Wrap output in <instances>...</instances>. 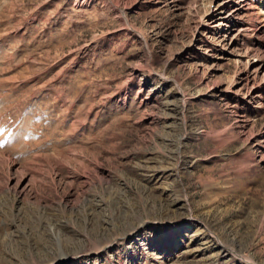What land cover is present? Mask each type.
Returning <instances> with one entry per match:
<instances>
[{
  "label": "rangeland",
  "instance_id": "obj_1",
  "mask_svg": "<svg viewBox=\"0 0 264 264\" xmlns=\"http://www.w3.org/2000/svg\"><path fill=\"white\" fill-rule=\"evenodd\" d=\"M247 2L0 0V264H264Z\"/></svg>",
  "mask_w": 264,
  "mask_h": 264
},
{
  "label": "bare ground",
  "instance_id": "obj_2",
  "mask_svg": "<svg viewBox=\"0 0 264 264\" xmlns=\"http://www.w3.org/2000/svg\"><path fill=\"white\" fill-rule=\"evenodd\" d=\"M247 1L252 2V0H247ZM247 1L244 2V1L241 0V2L243 3V5H242V9L246 6V4L249 5V3H248ZM242 9H241V10H242ZM244 9H245V8H244ZM246 9H247V8H246ZM247 80H248V78H247ZM247 80H246V78H245V81H246V82H247ZM239 259L242 260V261H244L245 264H252V262H251L250 260H247V259L245 260V258H243V257H240Z\"/></svg>",
  "mask_w": 264,
  "mask_h": 264
}]
</instances>
